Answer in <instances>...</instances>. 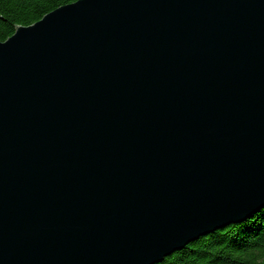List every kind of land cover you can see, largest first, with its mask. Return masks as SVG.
I'll use <instances>...</instances> for the list:
<instances>
[{
  "label": "water",
  "instance_id": "water-1",
  "mask_svg": "<svg viewBox=\"0 0 264 264\" xmlns=\"http://www.w3.org/2000/svg\"><path fill=\"white\" fill-rule=\"evenodd\" d=\"M264 208V0H78L0 43V264H160Z\"/></svg>",
  "mask_w": 264,
  "mask_h": 264
},
{
  "label": "trees",
  "instance_id": "trees-1",
  "mask_svg": "<svg viewBox=\"0 0 264 264\" xmlns=\"http://www.w3.org/2000/svg\"><path fill=\"white\" fill-rule=\"evenodd\" d=\"M78 0H0V43ZM160 264H264V208L246 221L188 244Z\"/></svg>",
  "mask_w": 264,
  "mask_h": 264
}]
</instances>
